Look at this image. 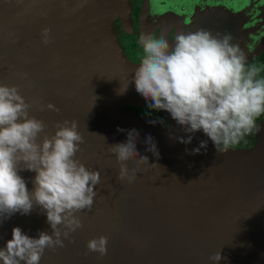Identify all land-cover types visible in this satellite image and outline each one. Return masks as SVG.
I'll return each instance as SVG.
<instances>
[{"label": "water", "instance_id": "95a60500", "mask_svg": "<svg viewBox=\"0 0 264 264\" xmlns=\"http://www.w3.org/2000/svg\"><path fill=\"white\" fill-rule=\"evenodd\" d=\"M127 7L128 0H0V85L17 87L29 116L43 121L40 140L58 123L76 121L84 143L74 158L101 173L91 211L76 214L83 227L61 237L63 248L45 249L39 264H215L210 257L218 252L219 264H264V129L254 148L220 154L202 130L187 133L166 111L168 127L125 110L148 106L135 89L138 65L113 28L116 18L132 28ZM68 56L71 71L63 62ZM133 129L148 164L130 161L129 175L137 170V178L121 183L110 146L126 143ZM149 135L158 157L147 150ZM189 135L191 143L180 142ZM202 141L206 149L193 154ZM18 175L32 191L36 174ZM15 227L30 238L52 232L46 212L34 205L28 215L0 221V249ZM100 236L108 238V255H85L88 241Z\"/></svg>", "mask_w": 264, "mask_h": 264}, {"label": "clouds", "instance_id": "9594fccd", "mask_svg": "<svg viewBox=\"0 0 264 264\" xmlns=\"http://www.w3.org/2000/svg\"><path fill=\"white\" fill-rule=\"evenodd\" d=\"M232 40L231 34L214 36L203 29L180 33L174 47L164 38L143 36V56L133 74L135 89L148 101L149 109L168 112L189 134L202 130L220 154L250 135L257 128V119L264 116L261 69L246 66V54ZM30 107L17 87L0 85V221L15 213L28 215L37 205L46 212L52 232L30 238L19 227L13 228L12 238L0 249L2 264H39L45 249L63 248L61 237L69 239L83 227L76 214L91 211L97 196L94 188L101 182L99 171L86 169L74 158L84 143L76 121L58 123L54 135L40 140L45 125L29 116ZM47 108L58 111L52 104ZM127 135L126 143L110 146L120 164L117 179L121 183H133L137 178V170L129 175L126 165L130 161L139 157L138 163L148 164V158L136 150L139 133L133 129ZM191 139L189 135L180 142L191 143ZM146 143L147 150L158 157L150 135ZM206 147L207 142L202 141L193 154ZM22 170L36 174L32 191L18 175ZM108 243L106 236L89 240L85 255L107 256ZM210 259L219 264L223 257L218 252Z\"/></svg>", "mask_w": 264, "mask_h": 264}, {"label": "rangeland", "instance_id": "374dc122", "mask_svg": "<svg viewBox=\"0 0 264 264\" xmlns=\"http://www.w3.org/2000/svg\"><path fill=\"white\" fill-rule=\"evenodd\" d=\"M144 12L158 7L163 12L184 18V32L197 30L216 34H231L232 43L238 45L249 61L264 52V0H144ZM155 13V12H154ZM142 19V24H146ZM146 26H143L145 28ZM149 36L148 31H142ZM72 56V55H71ZM71 56L63 59L69 71ZM80 64L79 57H75ZM80 59V60H78ZM82 69V68H81Z\"/></svg>", "mask_w": 264, "mask_h": 264}, {"label": "flooded vegetation", "instance_id": "af4514ba", "mask_svg": "<svg viewBox=\"0 0 264 264\" xmlns=\"http://www.w3.org/2000/svg\"><path fill=\"white\" fill-rule=\"evenodd\" d=\"M129 1V7L125 9L124 13L127 14L130 12V23H127V26H131V29H124L123 27V21L122 18H116L114 20L113 28L116 34L118 35V40L124 50L125 56L128 58V60L134 64L139 65L140 60L143 56V45L141 43V37H142V31H148L149 36L152 38H164L169 41L170 45L174 47L175 38L180 33H186L184 32L183 20L184 18L174 16L171 13L163 12L162 9H157L158 7H152L149 8L148 12H144V0H128ZM155 12V13H154ZM146 19V24H142V19ZM143 26H146L142 29ZM126 30H131L132 32L129 33ZM134 39L135 41L131 40ZM131 43H135L138 45V49L134 52H131L129 49V45ZM264 52H261L259 55L254 57L253 59L246 61L247 63H251L254 59L258 58L261 54ZM149 107H138L133 105H128L125 107V110L129 111L132 114H135L137 116V112L141 110H148ZM163 110L160 111L161 116L163 117L164 121L157 122V124L161 126H169L170 120L162 113ZM146 116L147 119L150 114L146 115H140L141 118H144ZM264 122V117L258 122L257 124V130L253 131L250 136H248L247 140L249 143H255L259 134L258 129L261 125V123ZM247 143V144H249ZM231 150H242L241 147L233 148L232 146L229 148Z\"/></svg>", "mask_w": 264, "mask_h": 264}, {"label": "trees", "instance_id": "16d2710c", "mask_svg": "<svg viewBox=\"0 0 264 264\" xmlns=\"http://www.w3.org/2000/svg\"><path fill=\"white\" fill-rule=\"evenodd\" d=\"M133 41H135L134 39H131ZM129 49L131 52H135L137 49H138V45L135 44V43H131L129 45ZM256 66V67H259L261 69V72L259 73V78H264V53L261 54L258 58L254 59L251 63H247L246 66ZM146 115V114H150V116H148V118H151L150 120L146 118V116H144L143 119L145 120H149V121H156L157 122H162L164 121L163 117L161 116L160 114V111H155V110H152V109H148V110H141V111H138L137 112V117H140V115ZM264 116H261L257 119V124L258 122L263 118ZM257 130L254 129V131ZM252 134V133H251ZM250 134V135H251ZM250 135H247L245 136L238 144H235L233 145L232 147L233 148H236V147H241L242 151H248L252 148L255 147L256 144H258L260 141H261V137L258 136L257 140L255 143H249V141L247 140L248 136ZM249 143V144H247Z\"/></svg>", "mask_w": 264, "mask_h": 264}, {"label": "bare ground", "instance_id": "6f19581e", "mask_svg": "<svg viewBox=\"0 0 264 264\" xmlns=\"http://www.w3.org/2000/svg\"><path fill=\"white\" fill-rule=\"evenodd\" d=\"M260 127L264 129V122L261 123Z\"/></svg>", "mask_w": 264, "mask_h": 264}]
</instances>
